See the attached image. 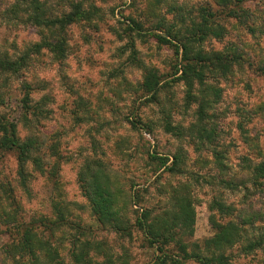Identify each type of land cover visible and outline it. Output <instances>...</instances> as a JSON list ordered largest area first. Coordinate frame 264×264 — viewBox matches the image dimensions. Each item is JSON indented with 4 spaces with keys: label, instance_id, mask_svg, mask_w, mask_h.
<instances>
[{
    "label": "rangeland",
    "instance_id": "1",
    "mask_svg": "<svg viewBox=\"0 0 264 264\" xmlns=\"http://www.w3.org/2000/svg\"><path fill=\"white\" fill-rule=\"evenodd\" d=\"M17 1L0 0V52L13 55L41 38L38 27L22 21V11L18 18L9 12ZM43 1L56 14L69 11L72 1L96 9L90 20L68 26L64 63L45 49L26 70L34 100H44L49 115L40 116L36 123L24 121V77L0 73V113L18 121L21 137L45 134L44 139L53 144L34 154L49 156L52 162L39 167L28 161L26 180L19 174L16 153L0 147V264L25 262L26 257L18 253L23 227L32 229L44 245H35L37 258H28L27 264H160L155 247L137 223L144 208L151 210V217L182 214L181 206L190 196L193 230L189 233L191 229L177 226V237L187 248L206 255L201 242L213 236V221L230 218L210 210L214 198L234 208L253 205L264 214V186L247 181V188L232 190L219 183L220 177L249 173L250 164L264 160V77L252 63L259 64L264 55V0L245 3L251 9L263 5L255 34L226 21L225 37H210L200 45L209 51L238 45L243 60L226 75L209 71L205 85L196 83L192 90L196 100H188L187 86L179 78L176 48L158 42L153 28L164 22V16L174 18L181 28V19H196L199 6L211 0ZM223 18L218 11L219 21ZM132 19L143 24L140 33L129 29ZM145 67L157 68L164 82H170L160 91L159 100L149 101L141 88ZM207 85L218 87L219 93ZM203 97L211 104L200 120L197 110ZM167 113L184 128L183 135L164 129ZM201 126L211 135L206 131L199 139ZM177 152L182 160L174 172L154 158L169 157L171 163ZM95 164L118 170L112 174L116 186L137 194L136 205L122 211L124 226L132 234L111 225L102 227L96 219L83 189L86 171ZM177 195L184 196L180 203ZM249 231L253 232L250 227ZM45 241L53 248L48 249ZM168 248L176 250L174 241ZM53 251L58 254L55 258L49 255ZM225 251L234 253L230 264H264V245L245 253L239 242ZM75 254L84 256L85 262L76 261ZM186 264L200 261L190 258Z\"/></svg>",
    "mask_w": 264,
    "mask_h": 264
},
{
    "label": "trees",
    "instance_id": "2",
    "mask_svg": "<svg viewBox=\"0 0 264 264\" xmlns=\"http://www.w3.org/2000/svg\"><path fill=\"white\" fill-rule=\"evenodd\" d=\"M246 1L211 0V4L199 6V13L196 19L192 18L188 22L181 19V22L184 23L181 28L176 24L174 18H167V16H164V22L160 21L153 28L156 40L160 43L174 46L179 54L180 67H178V70L181 72L179 78L187 86L188 100L197 99V96L192 94V90H194L196 83L205 85L209 71L226 75L232 70L234 65L243 60L241 48L238 45L232 44L221 50L212 51L204 50L200 45L210 37H218L219 39L225 37L228 32L226 21L227 23H237L241 28L255 34L257 16H259L257 13L263 12V8L259 6L264 4L260 5L258 3L251 9L245 4ZM70 4V10L62 14L50 13L46 9L43 0H18L10 7L9 12L16 18L20 17L19 12L22 11V21L34 24L41 33L40 40L27 45L16 55L9 52H0V73L6 77H24L21 82L23 92L21 118L24 121L36 123L39 121L40 116L45 117L50 113L48 108L44 109V100H34L33 84L25 76L33 57L43 55V50L46 49L55 60L59 63H64L69 49L68 26L82 20L88 21L95 14L96 7L91 10L90 6L87 7L83 1H72ZM215 6H218V8L215 9ZM218 11L224 13L223 22L218 19ZM132 22L133 25L129 29L140 33L143 30V24L135 19H132ZM252 63H254L255 70L264 77V55L259 64L256 65V62ZM169 83L164 82L163 74L157 68L145 67L141 88L146 93L149 101L159 100L160 91ZM206 88L214 90L215 94L220 91L218 87L213 85H207ZM209 92L206 94H209ZM204 98L197 110L200 120L206 117V109L211 104L209 99ZM162 112L164 111L162 110ZM162 121L166 131L175 135H183L184 128L173 123L171 114L167 113ZM198 131L199 136L197 137L203 139L204 132L207 129L205 126H201ZM0 134V147L6 150H13L16 153L21 179L26 180V165L28 161H32L39 167L43 165L45 167V165H49L52 162L49 156L44 159L34 155L43 149L53 148V144L44 139L45 134L42 135L43 138L32 135L21 137L18 130V121L10 119V117L2 113H0ZM207 134V136L211 135L208 131ZM154 158L159 159L160 165L169 172L176 171L182 160L179 152L173 154L171 163H168L169 157L154 156ZM249 168V173L243 172L229 178L220 177L219 183L225 189L232 190L239 189L241 186L247 188V181L263 187L264 160L250 164ZM117 172L118 170L111 166L100 164L89 166L84 176L83 189L91 202L96 219L102 227L111 225L117 230H127L126 234L130 235L132 234L131 230H128L127 225L124 226L122 211L125 208L129 209L130 206L136 205L137 194L134 191L132 192L131 189L125 190L116 186L112 174ZM175 199L180 203L184 196L177 195ZM187 199V203L181 206V209H183L182 214L175 212L171 215L172 212H166V217L161 214L151 217V210L144 208L138 218L137 223L146 233L149 243L155 247L157 260L160 264H186V260L190 258H197L200 264H230L234 253H227L225 251L226 247H232L240 242L242 243V250L245 253H250L264 245V214L261 209L253 207V205H249V207L239 205L234 208L232 204L214 198L209 206L210 210L219 212L220 216H230V218L221 223L214 222V220L212 223L215 226L213 236L202 239L201 247L209 255L187 248L186 242L178 240L179 230L175 228L177 226L189 228V230L191 229L189 233H192L195 213L194 209L191 208V197L189 196ZM169 214L170 218H167ZM150 218L152 219L150 220ZM249 227L253 232L249 233ZM20 235L18 253L26 257L25 262H22V264H27L29 262L28 258L35 261L37 258L35 245L43 248V239L36 235L32 229L25 227L21 229ZM36 236L37 239L35 240ZM173 241L176 246L174 252L168 248V244ZM45 243L48 249L50 247L51 249L53 248L47 241ZM49 255L55 258V255L58 254L53 251ZM75 255L76 261L85 262L84 256Z\"/></svg>",
    "mask_w": 264,
    "mask_h": 264
}]
</instances>
